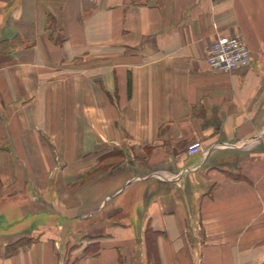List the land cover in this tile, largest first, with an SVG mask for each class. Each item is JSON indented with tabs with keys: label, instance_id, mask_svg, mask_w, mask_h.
Instances as JSON below:
<instances>
[{
	"label": "crops",
	"instance_id": "crops-1",
	"mask_svg": "<svg viewBox=\"0 0 264 264\" xmlns=\"http://www.w3.org/2000/svg\"><path fill=\"white\" fill-rule=\"evenodd\" d=\"M220 36L249 67L209 66ZM2 49L0 264H65L54 182L59 219L113 209L72 264H264V0H0Z\"/></svg>",
	"mask_w": 264,
	"mask_h": 264
},
{
	"label": "rangeland",
	"instance_id": "rangeland-1",
	"mask_svg": "<svg viewBox=\"0 0 264 264\" xmlns=\"http://www.w3.org/2000/svg\"><path fill=\"white\" fill-rule=\"evenodd\" d=\"M100 155L102 156V153L96 154L97 161H103V160H101ZM116 156H118V155H116ZM52 172H53V170H52ZM101 173H103V170L100 171V174ZM53 181H55V180H53ZM47 187H48V191L45 194H42L43 196L47 197V200H48L47 206L42 205L40 209L46 210L48 212V214H49L48 219L53 220V221H57V222H61V223L63 222L62 224L65 225V227H66V228H64V231L68 232V233L67 234L65 233L66 235L63 234L65 239H67V243H68V246H67L68 248L66 250H64V248H63V250L65 252V255H64L65 264H72L73 261L78 260L79 258H81V256L95 254L98 251L97 246H96V241H98L100 239L101 235L99 233H96V231H93V232L88 231V232L80 233L79 235H77L76 231H73V230L75 228L78 229L77 223H78L79 219L82 220V218H83V220H84L83 222L87 221V224L96 223V222L100 221L103 218V216L106 215V213L108 211L113 212V209L112 210L108 209L107 211L102 213L103 215L101 214L102 216L97 215V217H99V218H95V219L89 220V221H88V218L90 217V215L92 216V212L98 211L99 208L94 209L92 212L86 213V214L81 213V212H77V211H72V210L69 211L67 209H63V213L66 214L65 212H68V215H66V217L63 219H59V218H57V215H56L57 214V209H56L57 203H56V201L57 202L59 201V198L62 197V194L67 195L68 193H66V192H70L75 187L70 185V184H68L67 187H65V185H62V186L60 185V187L63 190H61V188L58 187V189H57V196L58 197H56V200H55V193H56L55 182L50 183V184L48 183ZM42 203L44 204L43 201H42ZM59 209L60 210H58V213H59V211L62 212V207ZM52 231H54V232L58 231L59 232L58 234H61V231L58 229H55L54 227H53ZM74 235H77V236L74 237ZM15 239H14L15 242L9 241L8 245H10V246H12V245H14V246H16V245H18V246H22V245L29 246V245L33 244L35 241V239L32 238L31 236H28V237L27 236H19ZM5 253H6V249H5ZM149 253H151V251H149Z\"/></svg>",
	"mask_w": 264,
	"mask_h": 264
},
{
	"label": "built area",
	"instance_id": "built-area-1",
	"mask_svg": "<svg viewBox=\"0 0 264 264\" xmlns=\"http://www.w3.org/2000/svg\"><path fill=\"white\" fill-rule=\"evenodd\" d=\"M251 51L241 37L220 36L207 47V62L215 70L232 72L250 66ZM189 156L205 154V147L200 141L192 142L188 148Z\"/></svg>",
	"mask_w": 264,
	"mask_h": 264
},
{
	"label": "trees",
	"instance_id": "trees-1",
	"mask_svg": "<svg viewBox=\"0 0 264 264\" xmlns=\"http://www.w3.org/2000/svg\"><path fill=\"white\" fill-rule=\"evenodd\" d=\"M10 53V52H9ZM9 53H7V51L5 52V49H2V53H0V63L3 62V61H8L9 60ZM32 243V242H31ZM30 246V245H29ZM29 246H8L6 248V253H5V256L6 257H12V256H15L17 255L21 250H24L25 248L29 247Z\"/></svg>",
	"mask_w": 264,
	"mask_h": 264
}]
</instances>
